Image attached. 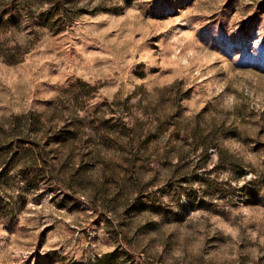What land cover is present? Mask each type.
<instances>
[{
  "label": "rangeland",
  "instance_id": "obj_1",
  "mask_svg": "<svg viewBox=\"0 0 264 264\" xmlns=\"http://www.w3.org/2000/svg\"><path fill=\"white\" fill-rule=\"evenodd\" d=\"M0 264H264V0H0Z\"/></svg>",
  "mask_w": 264,
  "mask_h": 264
},
{
  "label": "trees",
  "instance_id": "obj_2",
  "mask_svg": "<svg viewBox=\"0 0 264 264\" xmlns=\"http://www.w3.org/2000/svg\"><path fill=\"white\" fill-rule=\"evenodd\" d=\"M210 148L215 149L220 164L223 166L234 165V156L227 149L219 147L218 145H210L203 148L204 153L206 154Z\"/></svg>",
  "mask_w": 264,
  "mask_h": 264
}]
</instances>
